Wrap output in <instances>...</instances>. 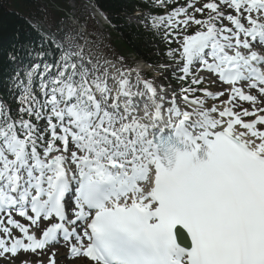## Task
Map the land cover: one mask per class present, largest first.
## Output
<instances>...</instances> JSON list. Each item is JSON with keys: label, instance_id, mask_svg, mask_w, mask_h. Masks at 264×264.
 <instances>
[{"label": "snow or ice", "instance_id": "obj_1", "mask_svg": "<svg viewBox=\"0 0 264 264\" xmlns=\"http://www.w3.org/2000/svg\"><path fill=\"white\" fill-rule=\"evenodd\" d=\"M198 2L152 0L164 11L141 20L177 44L159 81L100 59L76 18L77 32L53 20L33 25L39 41L13 45L0 258L264 264V0Z\"/></svg>", "mask_w": 264, "mask_h": 264}, {"label": "trees", "instance_id": "obj_2", "mask_svg": "<svg viewBox=\"0 0 264 264\" xmlns=\"http://www.w3.org/2000/svg\"><path fill=\"white\" fill-rule=\"evenodd\" d=\"M69 0H0V98L10 100L9 78L14 74V63L9 59L13 45L27 41H39L41 37L30 25V21H41L47 25L55 20L56 26L69 14ZM77 4H87L100 12L112 25L114 41L105 47L106 53L113 57H123V51L134 54L147 63L159 68L161 59L154 56L159 37L150 30L128 24V16L138 10L151 8L152 13L161 9L146 4L145 0H75ZM156 11V12H155ZM165 52L169 46L161 41ZM161 71V70H160Z\"/></svg>", "mask_w": 264, "mask_h": 264}, {"label": "rangeland", "instance_id": "obj_3", "mask_svg": "<svg viewBox=\"0 0 264 264\" xmlns=\"http://www.w3.org/2000/svg\"><path fill=\"white\" fill-rule=\"evenodd\" d=\"M180 2H183V3H187L188 2V0H178V3L180 4ZM206 2H208V0H203V1H201L200 3H197L196 4V6L197 7H200V6H202L204 3H206ZM173 5V4H172ZM174 5H176V4H174ZM173 5V6H174ZM67 6H68V9L69 10H72V16H80V18H83V19H85V18H87V19H89L92 23H93V25H95V26H97V28L99 29V31L101 32V33H106L107 35V39H110L111 41H112V31H110V28H108L107 27V24H105L102 20H100L102 17H100L97 13H95L92 9H90V8H88L87 9V7H84L83 5H82V3L81 4H77V2L75 1V0H72V1H70L68 4H67ZM190 11H191V9H190ZM207 11V10H206ZM93 13V14H92ZM95 13V14H94ZM197 15V17H199V18H202L201 17V14H199V13H197L196 14ZM90 16V17H89ZM95 17L96 18V22H93V20L91 19V17ZM92 17V18H93ZM132 17L131 16H129L128 17V24L129 25H132V26H135V27H140V26H142L145 30H148L147 28H145V26H144V24H142V23H139V19L137 20V19H135L134 17L131 19ZM99 21V22H98ZM135 21H136V23H135ZM70 22V21H69ZM103 22V23H102ZM138 22V23H137ZM225 23L227 24V21H225ZM104 27V28H102V26ZM65 25H66V28H68L67 30L68 31H70V29H69V26L67 25V24H64L63 25V28H65ZM108 28V29H107ZM189 31H193L194 30V28L193 27H190L189 29H188ZM109 37V38H108ZM174 44V48H176L177 47V44L174 42L173 43ZM123 54L126 56V58L130 61L131 59L133 60V58H132V56L128 53V52H125V51H123ZM173 62L171 61V60H169V59H167V58H165V60H164V62L162 63V64H168V65H170V64H172ZM138 65H139V63H138ZM143 67H144V70H146V75H148L149 74V78L150 79H153L154 78V76H156L157 77V80L159 81L163 76H168V77H170V73L169 72H164V73H162V74H159V75H154L155 73L153 72H151V68L148 66H144L143 64H141ZM213 88H215V87H213ZM212 88V90H215V89H213ZM14 232H15V234L16 235H19V234H17L16 233V230H13ZM58 249L60 248V247H57ZM65 249V248H64ZM41 257H43V258H41ZM41 257H37L36 255H33V254H29V253H27V254H23V255H17L16 257H7V258H0V264H21V261H23V260H27V259H31L33 262H35L38 258L39 259H42V260H44V262H45V264H47V256L46 255H44V256H41ZM59 257V258H58ZM57 260H60V261H62V262H64V264H74V262H72L71 260H65L64 258L62 259L61 257H60V255H58L57 256ZM67 262H69V263H67ZM72 262V263H71ZM61 264V263H60Z\"/></svg>", "mask_w": 264, "mask_h": 264}, {"label": "bare ground", "instance_id": "obj_4", "mask_svg": "<svg viewBox=\"0 0 264 264\" xmlns=\"http://www.w3.org/2000/svg\"><path fill=\"white\" fill-rule=\"evenodd\" d=\"M87 9H88V8H87ZM92 14H93V13H92ZM94 14H95V13H94ZM132 18H133V17H132ZM132 18H131V19H132ZM98 22H99V21H98ZM102 23H103V22H102ZM135 23H136V21H135ZM137 23H138V22H137ZM108 28H109V27H108ZM108 28H107V29H108ZM104 33H105V32H104ZM108 38H109V37H108ZM139 68H141V67H139ZM245 119H246V120H250L249 118H245ZM57 247H60V248H59V252H60V253L65 254V250H64L65 246L61 247L60 245H58ZM60 257L63 259L62 256H60ZM41 258H43V257H41ZM58 258H59V257H58ZM65 260H66V259H65ZM72 262H74V261H72ZM60 263H61V264H64V262L58 260V264H60Z\"/></svg>", "mask_w": 264, "mask_h": 264}]
</instances>
